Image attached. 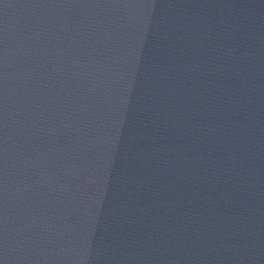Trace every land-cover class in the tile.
<instances>
[{"label":"water","instance_id":"water-1","mask_svg":"<svg viewBox=\"0 0 264 264\" xmlns=\"http://www.w3.org/2000/svg\"><path fill=\"white\" fill-rule=\"evenodd\" d=\"M0 264H264V0H0Z\"/></svg>","mask_w":264,"mask_h":264}]
</instances>
